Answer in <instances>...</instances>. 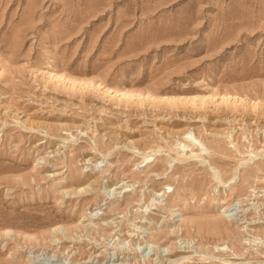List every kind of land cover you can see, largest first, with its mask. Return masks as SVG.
<instances>
[{
	"label": "rangeland",
	"instance_id": "obj_1",
	"mask_svg": "<svg viewBox=\"0 0 264 264\" xmlns=\"http://www.w3.org/2000/svg\"><path fill=\"white\" fill-rule=\"evenodd\" d=\"M0 264H264V0H0Z\"/></svg>",
	"mask_w": 264,
	"mask_h": 264
},
{
	"label": "bare ground",
	"instance_id": "obj_2",
	"mask_svg": "<svg viewBox=\"0 0 264 264\" xmlns=\"http://www.w3.org/2000/svg\"><path fill=\"white\" fill-rule=\"evenodd\" d=\"M112 256H113V255H112ZM110 259H111V258H110ZM111 260H113V261H114L115 259H111ZM111 260H109V261H111ZM118 260H119V259H118ZM88 263H89V262H88Z\"/></svg>",
	"mask_w": 264,
	"mask_h": 264
}]
</instances>
